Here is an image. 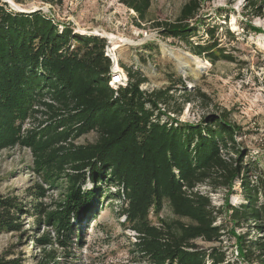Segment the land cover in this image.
Here are the masks:
<instances>
[{
	"label": "trees",
	"instance_id": "trees-1",
	"mask_svg": "<svg viewBox=\"0 0 264 264\" xmlns=\"http://www.w3.org/2000/svg\"><path fill=\"white\" fill-rule=\"evenodd\" d=\"M118 2L137 20L147 22L152 0ZM201 2L187 0L174 22L156 23L154 28L185 43L192 55L212 65L220 58L233 62L218 47L215 27L206 31L208 43L190 42L197 35L190 21L201 10ZM6 7L0 3V153L15 147L28 149L34 171L44 182L55 186L65 178L64 201L54 211H44L41 204L32 207L43 216L35 217L36 225L44 220L54 229L53 244L70 250L75 229L70 221L81 224L94 217L104 194L100 186L110 185L123 200L119 216L136 234L134 248L146 264H206L207 260L237 264L226 261L219 248L197 250L193 242L219 241L222 230L213 225L222 208L211 206L197 186L213 181L230 190L239 180L245 203L227 204L225 209L238 227L249 222L260 235L255 240L238 238L242 260L264 264V182L251 184L252 167H246L235 146L237 129L229 113L209 115L197 126L170 117L163 121L165 113L159 105L172 98L168 91H142L145 77L122 63L126 82L112 86L113 65L105 54V39L73 33L66 26L59 30L40 11L14 13ZM227 34L232 35L228 30ZM174 112L179 114L181 109ZM39 114L46 116L39 124L43 127L24 129L25 122ZM91 132L97 135L94 143H74ZM230 153L237 159L224 158ZM86 181L92 184L88 190L83 189ZM34 188V197L45 195L42 187ZM165 205L178 220L159 219L156 226L150 214L158 218ZM22 208L16 198H0V233L19 230L16 215ZM77 238L81 242L80 232ZM38 242L46 246L51 241ZM46 255L50 262L52 256ZM0 264L19 263L0 257Z\"/></svg>",
	"mask_w": 264,
	"mask_h": 264
},
{
	"label": "rangeland",
	"instance_id": "rangeland-1",
	"mask_svg": "<svg viewBox=\"0 0 264 264\" xmlns=\"http://www.w3.org/2000/svg\"><path fill=\"white\" fill-rule=\"evenodd\" d=\"M186 1L152 0L145 23L137 20L135 13L118 0H0V3H5L7 10L14 13L40 11L52 19L59 30L66 26L73 33L105 39V54L113 65L111 71H117L114 61L119 70H122V63L145 77L146 82L140 86L142 91H168L172 98L166 105H159L165 113L163 121L170 117L178 123L197 126L209 115L229 113L231 125L237 129L235 146L241 151L246 167H252L251 184L257 185L259 181L264 182V0H202L201 10L190 21L197 30L196 37L190 42L208 43L206 31L215 27L214 39L218 47L234 59L227 62L220 58L214 65L200 57L198 63L188 58H184L182 64L176 62L174 58H181L184 53L197 56L189 52L185 43L162 36L154 28L156 23L174 22ZM104 33L113 34L127 43L114 49ZM162 46L174 58L164 55ZM183 64L189 68L182 67ZM179 108V114L174 112ZM35 117V120L25 122L24 129L43 127L39 124L46 116L39 114ZM96 140L97 135L91 132L74 143L86 145ZM224 158L236 160L237 156L230 153L224 154ZM36 186L45 189L43 197L33 196L36 195ZM65 187V178L55 186L42 180L40 173L34 171L28 149L15 147L0 153V198L13 197L23 205L22 212L16 215L19 230L0 233V257L14 259L19 264H146L134 248L136 234L123 224L124 217L119 216L123 200L116 197L118 190L110 185L100 186L104 194L96 204L94 217L90 216L87 223L70 221L75 225L74 234L70 236V250L64 251L53 244L54 229L44 220L36 225L35 217L43 219V216L33 212L32 207L41 204L44 211H54L64 201ZM91 187L92 184L86 181L83 189ZM197 190L208 197L211 206L222 208V214L213 224L222 228L220 240L207 242L198 239L193 242L197 250L210 251L216 247L224 253L226 261L259 264L256 259L251 263L242 260L238 238L255 240L260 235L249 222L238 227L225 209L227 204L237 207L245 203L240 181H235L230 190L218 187L213 181L197 186ZM149 218L156 226L160 225L159 219L178 220L167 205L158 218L152 214ZM180 222L188 223L187 220ZM78 225H81L80 230ZM78 232L81 233V242L77 238ZM42 238L49 239L50 245L39 243ZM47 252L52 256L50 262L46 261ZM206 264H209L208 260Z\"/></svg>",
	"mask_w": 264,
	"mask_h": 264
},
{
	"label": "bare ground",
	"instance_id": "bare-ground-1",
	"mask_svg": "<svg viewBox=\"0 0 264 264\" xmlns=\"http://www.w3.org/2000/svg\"><path fill=\"white\" fill-rule=\"evenodd\" d=\"M13 6H16L14 3H12V2H10ZM81 32L82 33H86V31L85 30H81ZM89 33V32H88ZM104 35L108 38V40H110V42H112V44H113V48L114 49H117V48H120L123 44H126L127 43V41L126 40H124V39H121V38H118V37H116V36H114L113 34H108V33H104ZM162 50H163V54L164 55H168V56H170V57H172V58H174V56L165 48V47H163L162 46ZM184 58H188V60L190 59V61H194L195 63L197 62H199V59H198V57L196 58V57H192V56H190L189 54H182L181 55V58H174V60L176 61V62H178V63H180V64H182L181 62H182V60L184 59ZM198 65V64H197ZM182 67H184V68H189V65H182ZM114 69L115 70H117V71H120L119 69V67H118V65H117V63H116V61H114ZM122 72V71H121Z\"/></svg>",
	"mask_w": 264,
	"mask_h": 264
},
{
	"label": "built area",
	"instance_id": "built-area-1",
	"mask_svg": "<svg viewBox=\"0 0 264 264\" xmlns=\"http://www.w3.org/2000/svg\"><path fill=\"white\" fill-rule=\"evenodd\" d=\"M122 70H120V73L117 71H112V75L111 77H114L115 80H117V82H112L111 84L114 85H123L126 82V79L124 77V74L121 72ZM116 75V76H114Z\"/></svg>",
	"mask_w": 264,
	"mask_h": 264
},
{
	"label": "water",
	"instance_id": "water-1",
	"mask_svg": "<svg viewBox=\"0 0 264 264\" xmlns=\"http://www.w3.org/2000/svg\"><path fill=\"white\" fill-rule=\"evenodd\" d=\"M6 4L10 5L7 1H5ZM109 44V43H108Z\"/></svg>",
	"mask_w": 264,
	"mask_h": 264
}]
</instances>
